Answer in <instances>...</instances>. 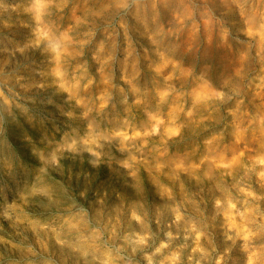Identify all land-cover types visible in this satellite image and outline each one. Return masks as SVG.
I'll list each match as a JSON object with an SVG mask.
<instances>
[{
  "label": "rangeland",
  "instance_id": "1",
  "mask_svg": "<svg viewBox=\"0 0 264 264\" xmlns=\"http://www.w3.org/2000/svg\"><path fill=\"white\" fill-rule=\"evenodd\" d=\"M0 264H264V0H0Z\"/></svg>",
  "mask_w": 264,
  "mask_h": 264
}]
</instances>
